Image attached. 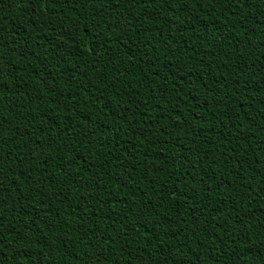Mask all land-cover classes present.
<instances>
[{
  "label": "trees",
  "instance_id": "trees-1",
  "mask_svg": "<svg viewBox=\"0 0 264 264\" xmlns=\"http://www.w3.org/2000/svg\"><path fill=\"white\" fill-rule=\"evenodd\" d=\"M0 0V264H264V0Z\"/></svg>",
  "mask_w": 264,
  "mask_h": 264
},
{
  "label": "snow or ice",
  "instance_id": "snow-or-ice-1",
  "mask_svg": "<svg viewBox=\"0 0 264 264\" xmlns=\"http://www.w3.org/2000/svg\"><path fill=\"white\" fill-rule=\"evenodd\" d=\"M240 6H241V7L243 6L242 0H241V3H240Z\"/></svg>",
  "mask_w": 264,
  "mask_h": 264
}]
</instances>
